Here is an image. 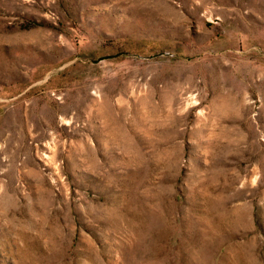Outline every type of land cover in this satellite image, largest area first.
Segmentation results:
<instances>
[{
	"label": "rangeland",
	"instance_id": "rangeland-1",
	"mask_svg": "<svg viewBox=\"0 0 264 264\" xmlns=\"http://www.w3.org/2000/svg\"><path fill=\"white\" fill-rule=\"evenodd\" d=\"M0 264H264V0H0Z\"/></svg>",
	"mask_w": 264,
	"mask_h": 264
}]
</instances>
